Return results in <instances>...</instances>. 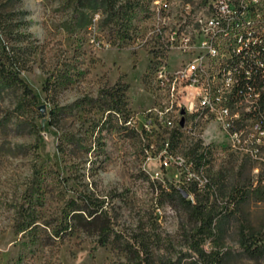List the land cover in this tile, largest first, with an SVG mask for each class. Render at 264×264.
Instances as JSON below:
<instances>
[{"label": "rangeland", "instance_id": "obj_1", "mask_svg": "<svg viewBox=\"0 0 264 264\" xmlns=\"http://www.w3.org/2000/svg\"><path fill=\"white\" fill-rule=\"evenodd\" d=\"M143 1L148 2L147 9L137 10L130 23L132 37L123 39L100 26L98 13L86 29L73 28L71 12L62 0H0L6 9L24 12L20 29L29 41L30 53L26 54L30 68L22 70L20 77L36 96L34 107L23 108L18 118L14 105L20 90L0 93V264H126L122 247L127 241L133 242L151 264H264V254L252 258L244 253L235 219L245 217L258 232L256 244H263L264 198L250 197L237 209L228 196L237 179H250L254 185L259 175H264V163L236 155L219 139H211V152L216 144L221 153L208 155L203 171L209 183L198 186L190 178L193 172L198 173L197 166L187 170L163 164L161 150L168 133L162 127L154 126L143 137L138 131V112L152 103L154 94L159 95L152 78L155 59L138 39L147 26L149 8L154 7V0ZM186 2L174 3L169 15L180 12ZM117 81L127 84V105L103 123L106 113L100 118L102 112L96 103L87 112L89 105L82 98H96L101 88ZM191 96L192 92H185L181 103ZM55 104L72 107L70 114L60 116L64 129L73 130L78 138H90L86 160L81 154L72 159L58 152L59 132L48 123ZM170 113L177 115V106ZM23 119L26 123L19 125L18 120ZM129 119L130 123H125ZM177 143L187 144L182 139ZM34 160L52 174H73L66 186L70 194L92 183L95 194L105 198L113 228L106 244H98L93 230H74L62 241L47 235L50 229L42 220L55 223L60 214L61 201L55 195L33 204L38 216L33 233H17V209L27 206L23 192ZM173 188L188 192L185 198L202 204L206 211L235 213L221 233L214 217L213 231L205 235L198 231L200 221L191 207L171 198Z\"/></svg>", "mask_w": 264, "mask_h": 264}, {"label": "built area", "instance_id": "obj_2", "mask_svg": "<svg viewBox=\"0 0 264 264\" xmlns=\"http://www.w3.org/2000/svg\"><path fill=\"white\" fill-rule=\"evenodd\" d=\"M179 1H187V8L169 15V8ZM231 11H238V19H230ZM250 16L264 22V0H154L147 26L138 39L148 47L152 59L162 58V66L154 73L159 95H153L152 103L138 112L142 137L154 126L162 127L165 133L175 132L177 139L185 140L187 148L199 143L198 153L207 152V144L217 138L232 153L264 163V35L249 37L244 48L235 47V40L242 37L236 36V27ZM219 26H227V33H219ZM205 29L218 35L217 46L205 48ZM224 35H232L229 50H222ZM213 51L229 57V65L224 67L229 82L227 91L206 98L204 59ZM181 92H192V99L180 103ZM225 96L233 97L234 109L225 107ZM170 101H177V115H170ZM192 116H199L197 129H189ZM254 131H262L263 139H255ZM161 153L165 166L173 163L187 170L197 166L196 159L168 148L167 136ZM208 153L219 155L221 148L214 144V152ZM204 167L199 164L198 173L190 176L198 186L209 183ZM260 183L264 186V178Z\"/></svg>", "mask_w": 264, "mask_h": 264}, {"label": "trees", "instance_id": "obj_3", "mask_svg": "<svg viewBox=\"0 0 264 264\" xmlns=\"http://www.w3.org/2000/svg\"><path fill=\"white\" fill-rule=\"evenodd\" d=\"M62 4L71 12V18L74 22L73 28L86 29L92 24L95 13H98L100 26L107 29V33H115L123 39L132 37L133 29L130 28V23L137 10L139 8L147 9L148 7V2L143 0H62ZM23 14L24 12L21 10H8L0 4V93L4 89L20 90L14 105V112L18 118L22 115L23 108L27 106L33 108L36 103V96L32 89L20 77L22 70L30 68L26 54V51L30 53L29 41L26 40V33L20 29ZM126 88L127 84L117 81L110 87L101 88L96 98L85 95L82 102L89 105L88 109L86 108L87 112L91 111L96 103V109L102 112L100 118L106 113V118L103 121V123H106L112 113H119L127 105L125 99ZM82 106L84 107V105ZM71 111V106L61 107L55 104L49 111L48 123L59 132L56 147L62 156L68 155L70 158L75 159L81 154L82 157L85 156L84 160H86L91 147L90 138L87 136L78 138L73 130L64 129L61 125L60 116L70 114ZM25 121V119L18 120V123L22 125L26 123ZM33 126L34 124H31V127ZM167 133L168 148L181 152L187 155L188 158L196 159L197 167L199 164L207 165L208 152H211L208 147L207 152L199 151L198 153L199 143L187 148L182 144L178 145L175 132ZM99 137L97 139L100 143ZM37 158L38 156H36ZM240 171H238L239 175H241ZM53 173L51 169L39 166L37 160L32 162L31 178L23 192L27 206L25 207L23 204L17 209V233L31 230L32 234L38 225V216L35 215L33 204L37 201L42 203L45 197L55 195L61 201L60 214L55 223H51L49 219L42 220L45 227L50 229V233H47V235L62 241L66 234H70L74 230L81 233L93 230L92 234L96 235L98 244H106L113 233V228L108 215V208L104 207L105 198L95 194L92 185H90L92 183H85L81 190H73L70 194V190L66 189L67 181L74 178V175L69 174L67 177H63L56 171ZM263 177L264 175H259L254 185H252L250 179L245 182L237 179L231 184L228 196L231 200H234L237 209L250 197L264 198V186L260 183ZM170 195L177 202L189 208L191 207V213L196 220L200 221L198 231L205 235L212 233L214 217H217V222L214 225H217L216 228L221 233L223 232V225L235 213V210L220 212V214L214 213L212 209L206 211L202 208V204L192 203L190 199H186L181 189L173 188ZM235 219L239 226L238 242L244 253L252 258L257 255L262 256L264 254V243L256 244L257 230L248 225L245 217L237 216ZM122 251L127 254L128 263L126 264H151L145 256H141L140 251L134 247L133 242L127 241L125 246L122 247ZM197 251L200 255H204L201 248H198Z\"/></svg>", "mask_w": 264, "mask_h": 264}, {"label": "bare ground", "instance_id": "obj_4", "mask_svg": "<svg viewBox=\"0 0 264 264\" xmlns=\"http://www.w3.org/2000/svg\"><path fill=\"white\" fill-rule=\"evenodd\" d=\"M246 0H238V3H245ZM187 8V2L183 5ZM230 19H238V11L230 12ZM219 33H227V26H219ZM257 35H264V22H258L257 16H250L248 19H244V22H239L236 27V36L238 39L235 40L236 48H244L249 43V37ZM205 48H212L218 44V35H212V29H205ZM232 42V35H224L222 42V50H229V44ZM154 71H153V82L157 88V80H154V73H156V67L162 66V58H154ZM229 65L228 56H220V51H213L212 55H207L204 59V86H205V97L215 98L218 96L219 91H227L229 75L224 71V67ZM155 95V94H154ZM185 96V92H181V98ZM191 98H187L183 103H188ZM177 106V101H170V111L172 107ZM225 107L227 109H234V99L232 96H225ZM172 114V113H170ZM175 114V113H174ZM199 116H192L189 120V129H197L199 124ZM255 139H263L262 131H254ZM207 147L212 150L211 146L207 144Z\"/></svg>", "mask_w": 264, "mask_h": 264}, {"label": "water", "instance_id": "obj_5", "mask_svg": "<svg viewBox=\"0 0 264 264\" xmlns=\"http://www.w3.org/2000/svg\"><path fill=\"white\" fill-rule=\"evenodd\" d=\"M40 110L41 111H44L45 110V106L44 105H41L40 106ZM181 191H182V194H183L184 197H187L188 196V193L186 191H184L182 189H181Z\"/></svg>", "mask_w": 264, "mask_h": 264}]
</instances>
